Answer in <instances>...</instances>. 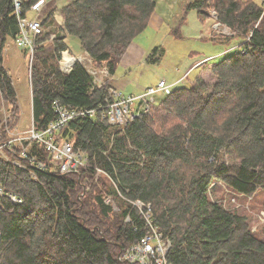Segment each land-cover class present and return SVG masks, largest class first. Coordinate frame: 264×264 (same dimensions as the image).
Masks as SVG:
<instances>
[{
    "label": "trees",
    "instance_id": "obj_1",
    "mask_svg": "<svg viewBox=\"0 0 264 264\" xmlns=\"http://www.w3.org/2000/svg\"><path fill=\"white\" fill-rule=\"evenodd\" d=\"M36 1L23 4L19 16L13 0H0V93L12 113L21 107L4 65V50L8 39L19 33L20 17ZM157 3L72 0L52 7L42 21L46 28L54 16L59 26L35 41L31 92L36 126L45 129L55 120V102L97 112L71 120L60 133L87 152L86 167L79 171L56 169L36 141L27 142L28 149L47 161V169L22 168L0 155L1 185L24 199L15 204L0 196V264H132L122 252L141 241L149 220L171 240L170 264H264V223L253 229L250 212L231 210L210 194L211 184L216 182L215 189L219 181L240 195L264 188L262 1L186 2L173 33L180 34V25L196 10L201 21L215 12L218 21L231 28L233 34H224L227 37L210 35L213 41L242 39L214 61L211 71L217 81L211 92L196 78L156 95L148 112L124 123L105 122L100 108L112 101V88L122 90L110 76L147 29ZM56 30L63 35L51 39ZM249 34L243 52L240 47ZM67 35L79 38L99 80L79 60L70 72L60 69ZM70 55L64 52L65 59ZM104 66L109 75L101 72ZM1 135L7 139L5 129ZM226 156L235 163H227ZM98 168L104 172L98 174ZM105 194L113 196L117 209L106 203ZM136 200L145 206L134 205Z\"/></svg>",
    "mask_w": 264,
    "mask_h": 264
},
{
    "label": "rangeland",
    "instance_id": "obj_2",
    "mask_svg": "<svg viewBox=\"0 0 264 264\" xmlns=\"http://www.w3.org/2000/svg\"><path fill=\"white\" fill-rule=\"evenodd\" d=\"M47 1H55V4L60 8L72 0ZM188 1L158 0L156 13L153 15L147 29L134 39L118 65L116 72L110 76L111 83L115 87L124 90L126 93H140L147 86L156 84L161 78H165L168 83H172L188 72L186 79L178 84V86L183 85V83L185 85L196 79L202 71L204 75L200 77V80L202 79L203 82L209 85L207 92H211L214 83L217 81V76L211 71L214 61L219 58L217 56L223 55L233 48L235 49V43L240 42L242 39L233 37L227 41L220 42L210 39V35L227 37L224 34L229 30L231 31V28L227 25L229 29L216 28L220 33L215 31L213 25L220 21H218L217 15L213 12L211 17L203 19V21L198 19L199 16L196 11L190 12L185 27L182 29L184 24L180 25V34H177V32L173 33L174 27L176 26L177 29L180 24L182 6ZM28 15L32 17L36 13L30 10ZM58 18L61 21V18ZM57 26H59L58 19L53 16L52 22L48 23L45 30L57 29ZM200 29H202L201 33L203 34L199 33V36L198 32ZM60 35H63V33ZM60 35L56 30L51 34V39ZM221 40L225 39L222 38ZM65 41L73 55L82 58L81 62L85 66L92 67L93 59L83 49L77 36L67 35ZM155 48L159 50L152 55V50ZM210 56H213V58L202 61L204 57L209 58ZM150 57L158 58L150 60ZM31 59V54L27 49L19 47L15 43L14 38L8 39L4 50V65L13 78L21 110L19 109L18 113H12L7 108L4 112L3 109L6 106V102L2 101L0 93V120H3L5 115L10 113L12 121L15 118L18 120L16 124H19L21 130H27L32 120L33 64ZM60 61L62 62L63 59H60ZM105 67L109 71L108 67ZM105 75L101 73L100 77ZM9 107L12 109L10 105ZM7 135L9 134L7 133ZM226 161L227 163H235L231 156H226ZM32 173L34 176V172ZM215 184L216 182H213L210 186L212 199H217L231 210L236 209L243 213L250 212L248 214L251 217L253 229L264 223L262 220L264 218V205L262 204L264 200L263 187L252 195H240L221 181L217 183L215 189H212ZM114 206H117L116 201Z\"/></svg>",
    "mask_w": 264,
    "mask_h": 264
},
{
    "label": "built area",
    "instance_id": "obj_3",
    "mask_svg": "<svg viewBox=\"0 0 264 264\" xmlns=\"http://www.w3.org/2000/svg\"><path fill=\"white\" fill-rule=\"evenodd\" d=\"M31 1L32 0H13V6L16 9V13L19 16H22L23 4L31 3ZM261 1L263 5L262 14H264V0ZM54 4L55 1L50 2L47 0H38L32 4L30 9L35 11L36 15L30 17L28 15L29 10L25 16L20 17L19 19V33L14 38V41L19 47L27 49L31 54V57L34 53L37 37L46 31L43 27L42 21L46 15L49 14L52 7L57 6ZM213 13L215 14V12ZM61 24H63V22H61ZM213 27H215L214 29L216 32L219 31L216 28L229 29L226 24H222L221 22L215 23ZM226 34L232 35L233 32L232 30H229ZM250 36L251 35L249 34L243 42V45L240 47L243 52L246 51L244 43L249 41ZM65 51L70 52L69 50ZM65 51H62L61 59H63V61H60V66L63 71L70 72L76 61H82L83 59L70 52L71 59L66 60L64 56ZM86 53L89 55L88 52ZM210 58H213V56H210L209 58L204 57L202 61H206ZM91 72L95 75V79L99 80L98 71L91 69ZM101 72L109 74L106 67L103 68ZM187 76L188 72L184 74L180 80L173 83H168L165 78H161L155 85L148 86L140 93L125 94L122 90L112 88L110 90V94L113 97L112 101H106L108 104L100 108L102 120L111 124L124 123L127 119L137 117L144 111L148 112L156 95L171 92L176 86H178V84H180V82L184 81ZM136 107H138V109L135 110ZM6 110L7 109L4 107L3 111L5 112ZM55 111L57 117L45 129H39L33 119L27 130H21L19 124L12 127L10 124L12 116L10 113H8V115L6 114L4 119L0 121V155L7 160H11L22 168L36 167L37 169H47L50 167L47 161L41 160L36 155L31 154L28 149L27 142L36 141L37 143L44 145L49 155L52 157L54 167L61 172L79 171L80 168L86 167L85 165L88 160L87 152L76 148L70 140L62 137L60 133L71 120L80 116L86 117L88 114L94 116L97 112L96 109H85L78 106L55 102ZM3 124L5 125L4 127ZM3 129L9 134L7 135V139L3 138L4 140H2L1 135ZM103 172L102 169L98 168V174ZM0 196L9 197L15 204H21L24 201V199L13 190L5 189L1 183ZM104 200L106 203L117 209V206H114L115 201L111 194H105ZM134 205H137L140 208L145 206L141 200H136ZM134 205L132 207H134ZM147 208L148 210L151 209L150 204L147 205ZM147 216L149 218L150 214L147 213ZM126 220L131 221L129 215L126 217ZM262 220L264 221V218H262ZM152 222L153 221L149 220L150 225L140 242L131 244L125 248L122 252L123 259H126L132 264H170L167 261V256L171 248V240L166 238L162 232L158 231L157 226L153 225Z\"/></svg>",
    "mask_w": 264,
    "mask_h": 264
},
{
    "label": "crops",
    "instance_id": "obj_4",
    "mask_svg": "<svg viewBox=\"0 0 264 264\" xmlns=\"http://www.w3.org/2000/svg\"><path fill=\"white\" fill-rule=\"evenodd\" d=\"M192 11H196V10H192ZM192 11H191V12H192ZM196 12H197V11H196ZM155 13H156V12H155ZM155 13H154V14H155ZM154 14H153V15H154ZM152 17H153V16H152ZM198 19H199V18H198ZM199 20L201 21V19H199ZM184 27H185V24L182 26V29H183ZM201 32H202V29L199 30L198 34H199V33H200V34H203V33H201ZM200 34H199V36H200ZM239 43H240V42H236V43H235V46L238 45ZM189 70H190V69H189ZM189 73H190V72H189ZM183 75H184V74H183ZM183 75H182L181 77H179L178 79H176L175 81L180 80V79L183 77ZM203 75H204V74H202V71H201V73L197 76V78L203 77ZM175 81H174V82H175ZM172 83H173V82H172ZM183 85H184V83H183ZM179 86H180V85H179ZM181 86H182V84H181Z\"/></svg>",
    "mask_w": 264,
    "mask_h": 264
},
{
    "label": "bare ground",
    "instance_id": "obj_5",
    "mask_svg": "<svg viewBox=\"0 0 264 264\" xmlns=\"http://www.w3.org/2000/svg\"><path fill=\"white\" fill-rule=\"evenodd\" d=\"M70 59H71V55L66 60H70Z\"/></svg>",
    "mask_w": 264,
    "mask_h": 264
}]
</instances>
